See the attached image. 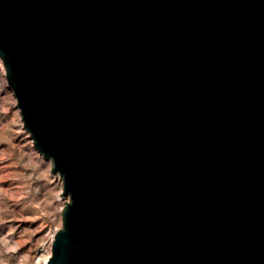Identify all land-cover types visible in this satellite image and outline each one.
<instances>
[{"label": "water", "instance_id": "95a60500", "mask_svg": "<svg viewBox=\"0 0 264 264\" xmlns=\"http://www.w3.org/2000/svg\"><path fill=\"white\" fill-rule=\"evenodd\" d=\"M0 56L70 198L47 264H264V0H0Z\"/></svg>", "mask_w": 264, "mask_h": 264}, {"label": "rangeland", "instance_id": "374dc122", "mask_svg": "<svg viewBox=\"0 0 264 264\" xmlns=\"http://www.w3.org/2000/svg\"><path fill=\"white\" fill-rule=\"evenodd\" d=\"M17 102L0 56V264H47L67 199Z\"/></svg>", "mask_w": 264, "mask_h": 264}, {"label": "bare ground", "instance_id": "6f19581e", "mask_svg": "<svg viewBox=\"0 0 264 264\" xmlns=\"http://www.w3.org/2000/svg\"><path fill=\"white\" fill-rule=\"evenodd\" d=\"M1 60H2V57H1ZM57 179H59L60 182L62 183V185L64 186L63 179H62V177H61L60 172H58V174H57ZM63 188H64V187H63ZM64 198L67 199L66 201H68V200L70 199V198H69V195H65Z\"/></svg>", "mask_w": 264, "mask_h": 264}]
</instances>
